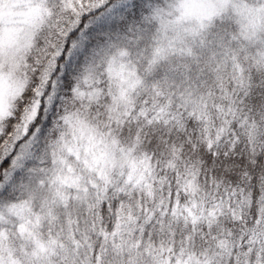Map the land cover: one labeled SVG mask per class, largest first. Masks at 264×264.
Instances as JSON below:
<instances>
[{
  "label": "snow or ice",
  "instance_id": "snow-or-ice-1",
  "mask_svg": "<svg viewBox=\"0 0 264 264\" xmlns=\"http://www.w3.org/2000/svg\"><path fill=\"white\" fill-rule=\"evenodd\" d=\"M0 264H264V0H0Z\"/></svg>",
  "mask_w": 264,
  "mask_h": 264
}]
</instances>
